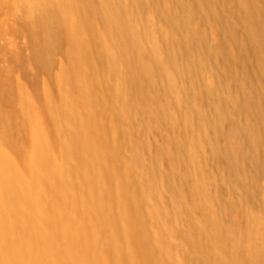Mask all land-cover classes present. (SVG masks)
Listing matches in <instances>:
<instances>
[{
  "label": "bare ground",
  "instance_id": "6f19581e",
  "mask_svg": "<svg viewBox=\"0 0 264 264\" xmlns=\"http://www.w3.org/2000/svg\"><path fill=\"white\" fill-rule=\"evenodd\" d=\"M0 9L28 50L0 48V264H264V0Z\"/></svg>",
  "mask_w": 264,
  "mask_h": 264
},
{
  "label": "rangeland",
  "instance_id": "374dc122",
  "mask_svg": "<svg viewBox=\"0 0 264 264\" xmlns=\"http://www.w3.org/2000/svg\"><path fill=\"white\" fill-rule=\"evenodd\" d=\"M185 1H187V0H185ZM161 2H163V0H161ZM146 16H147V19H149L150 21L157 19L156 15L153 12H149V13H147V15L145 14L143 16V18L146 19ZM163 28L164 29L167 28V23H165V22L162 23L161 29L163 30ZM0 48L2 49V51L4 53L20 54L22 60H26V56L28 55V50L26 48V37H25L23 30H19V29H16L14 27L11 14L4 9H0ZM4 53H0V71L5 69L7 67V65L10 63L9 60H6L3 57ZM203 64L206 65V62H203ZM218 66H219L218 67L219 70H221L225 74H228V72L231 69L230 66H228V65L224 66L221 64V62L218 63ZM16 78L19 80L20 85L23 88L27 89L29 92L32 90V86L29 83V81L26 79L20 78V76H19V74H17V72H16ZM41 88H42V84L40 85L39 90ZM196 91H198V88L196 89ZM196 104L201 105V102L198 101V102H196ZM193 120H194V118H193ZM207 129H211V128L207 127ZM148 140H149L150 144L151 143L154 144L158 141V139L153 138V136L151 134H149ZM219 142H220V139H219ZM166 161L167 160L165 158H163L160 161V166L158 168L157 174L160 176H162L164 174L163 177H164L165 183L169 182L171 185L177 186L182 181L177 173H173V175H169V179L165 178V176H166L165 174L168 172H171L170 168H169V164ZM146 162L151 163V159H150L148 154L146 156ZM207 162L209 164H211L210 165V172L214 175V180L218 184L217 189L218 188L223 189L221 187V183L225 182V178L222 175V172L219 170V167L221 165H223L222 160H219L216 162L208 160ZM202 164H204V162H202ZM191 170H192V173L195 174V165L192 166ZM238 170L240 173L242 172V169L240 167L238 168ZM248 186H249V184L247 182H245L244 185L242 184V186H241L244 196L248 195V198L244 199L242 201V205L236 204L234 207H232V211L230 212L231 213V219L240 221L242 228H243V225L245 222L246 213H249L252 211L255 212L256 209L258 210V206H257L256 202L250 201L249 194H245L248 191L247 190ZM230 196H232V195H230ZM224 204H225V206H227V204H228L227 201H225ZM228 220H230V218Z\"/></svg>",
  "mask_w": 264,
  "mask_h": 264
}]
</instances>
